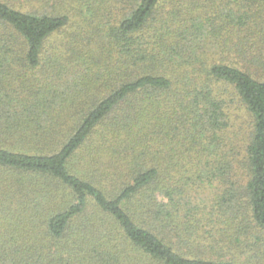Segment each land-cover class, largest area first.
Listing matches in <instances>:
<instances>
[{
  "label": "trees",
  "instance_id": "1",
  "mask_svg": "<svg viewBox=\"0 0 264 264\" xmlns=\"http://www.w3.org/2000/svg\"><path fill=\"white\" fill-rule=\"evenodd\" d=\"M0 264H264V0H0Z\"/></svg>",
  "mask_w": 264,
  "mask_h": 264
}]
</instances>
